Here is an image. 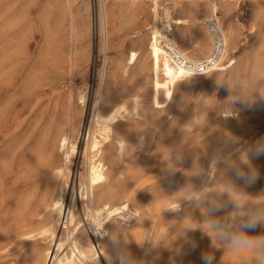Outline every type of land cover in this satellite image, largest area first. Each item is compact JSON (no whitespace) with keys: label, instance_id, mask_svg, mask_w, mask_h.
Here are the masks:
<instances>
[{"label":"rangeland","instance_id":"374dc122","mask_svg":"<svg viewBox=\"0 0 264 264\" xmlns=\"http://www.w3.org/2000/svg\"><path fill=\"white\" fill-rule=\"evenodd\" d=\"M102 1L0 0V173L9 165L12 181H17L20 161L39 151L43 143L58 157L62 152L55 139L64 128L70 130L77 150L72 161L64 158L69 174L65 203L67 208L76 203L81 224L93 235L81 199V180L87 172L85 151L94 108L98 99L109 108L128 100L131 107L130 99L138 98L140 115L128 113L116 125L115 134L126 139L119 165L138 170L140 177L138 174L124 188L118 182L124 175L117 172V166L102 189H111L115 202L130 199L141 212L139 221L129 229L138 227L148 234V264H206L203 256L210 257L212 264H232L241 258L237 264H264L258 258L249 262L233 255L226 242L207 228L209 220H216L235 231L248 216L264 214V156L249 151L264 142V0H215L225 34L232 26L236 31L229 57L214 72L171 82L168 94L160 76L161 63L148 50L153 29L151 0L135 1L140 8L135 15L118 11L123 4H132L130 1H105L111 18L106 37L100 28ZM160 2L172 6L171 16L188 19L186 24L173 25L182 51L187 54L192 49L193 53L201 51V57L207 55L210 45L202 51L203 45L195 49L193 44L202 37L209 43L207 25L199 18H212L211 1ZM132 51L138 56L135 64L128 62ZM228 109L238 116L225 118ZM114 150L108 144L104 147L105 154L117 156ZM217 155L222 159L216 163L215 177L207 181ZM177 162L180 165L174 168ZM107 168L111 169L110 164ZM237 171L255 172L258 178L249 184L237 177ZM46 182L42 175L43 187ZM187 183L197 187L198 198L177 195ZM175 199H181L178 207L156 212V205ZM19 200L13 199L10 207L0 211L2 237ZM64 222L61 219L50 241L54 253L48 264H53L60 242L70 246ZM242 230L264 236V223ZM92 240L99 248L98 238L92 236ZM13 246L7 248L0 242V264H13L21 248L12 250Z\"/></svg>","mask_w":264,"mask_h":264},{"label":"bare ground","instance_id":"6f19581e","mask_svg":"<svg viewBox=\"0 0 264 264\" xmlns=\"http://www.w3.org/2000/svg\"><path fill=\"white\" fill-rule=\"evenodd\" d=\"M105 1L107 0H104V2L102 1L100 28L103 30L105 34L104 36L106 37L110 17L108 13L109 11H107L108 9L105 6ZM126 1H130L132 4H129L128 6H124L125 4H123L122 7H118L119 13L121 15H135L140 8H137L134 2L141 0ZM160 1L161 0H151L150 12L153 20V29L149 35L148 50L150 56L161 63L160 76L166 82L165 90L168 94L171 82H176L178 79H192L199 75L192 74L183 67L176 65L166 48L163 46V40L168 36L166 31L169 28L167 27L186 24L188 19L171 16L172 6H163ZM209 1H211L209 7L211 8L212 17L214 16L215 19H219V6L217 2L215 0ZM211 19L212 18L207 17V15H204L203 18H199L200 22L206 23V25ZM235 34L236 31L233 26L226 30L225 36L228 47L224 60L228 59L232 50L231 43L233 37H236ZM174 40L180 46V43L176 41L175 36ZM201 45H203L205 49H208L210 41L208 43L206 38L202 37L201 40L193 44V47L197 49L201 47ZM189 56L191 59L196 58L194 54ZM137 59V52L132 51L128 57V62L129 64H135ZM128 101L106 108L102 105L101 100L98 99L94 108L92 125L89 131L85 151V156L87 158V172L85 178L81 180V199L84 205L85 214L90 221L93 235L88 234L84 225L81 224L82 220L80 219V214L75 208L76 203L70 205L69 208H67L65 203V184L69 174L66 170L67 163L64 158L72 161L77 150L73 134L72 138L71 135H69L70 132L68 133L70 130L64 128L60 135L57 134L58 137L55 139L57 150L60 152L61 148L62 152L58 157H56V154L58 153L48 152L46 143H43L39 151H36L32 155L31 153L30 155L28 154L30 157L24 156L18 164L19 172L17 181H12L11 166H4V172L0 173V211L8 207L13 199L20 198V202H16L18 204H16L17 207L12 215L9 228L5 231L3 237L0 235L3 238L0 242L4 247H7L12 243L14 244L12 250L21 247L14 256L13 264H48V259H51L54 253L50 241L56 235L58 224L61 222V219H65L64 223L65 228L67 229V240H70L71 242L68 248L63 242L58 244L53 264H105L104 260L107 264H125V261L127 264H148L149 251L145 249L148 234L142 232L138 227L134 228V230L129 229L133 225L135 226L137 221H139L141 212L138 208L132 206L130 199L121 198L118 202H115L111 189H102L103 182L107 180L108 174L115 171L114 167L118 166L116 169L117 172L124 175L123 178L118 177V182L122 183L121 185L127 189L132 185L133 180L136 179L139 174V172H137L138 170L132 172L130 168L124 165H119L122 163V157L126 152V139L118 138L116 136L115 127L121 120H124L128 113L140 115L139 99H130L131 107L128 106ZM148 111L151 113L152 109L149 108ZM235 115L238 116L235 111L228 109L224 111L223 116L229 119ZM129 118L130 116L128 119ZM136 118L138 117L136 116ZM75 127H78V125ZM96 133H99V136ZM113 141L116 142L114 143ZM107 144L115 149L114 151H117V156L112 152L109 154L104 153V147H106ZM30 151L32 152V150ZM5 155L7 156L6 152ZM21 156L19 158H22ZM221 159L222 156L219 155L213 157L209 173L206 176L207 181H210L215 177L217 169L216 163L221 161ZM155 161L157 162V160ZM107 164H110L111 169H105ZM179 165V162L175 163L174 168L179 167ZM1 168L2 166H0V169ZM42 175L47 178L44 187L41 183ZM18 181H21L19 185H17V187L14 186ZM196 188L197 187L188 185L186 188L178 191L177 195L188 199H191L194 196L198 198L199 195L195 192ZM15 190H17V193ZM180 200L181 199L163 201L156 205L155 210L159 214H162L166 210L178 207ZM116 216L118 217L116 218ZM112 219H116L115 222L112 221ZM122 220L123 223H121ZM162 233L163 232H161V234ZM92 236L98 238L99 248L94 244ZM150 249L152 248L150 247ZM185 251L188 252V249ZM22 257H24V261H22ZM176 257L178 256L176 255ZM239 261H243V258L237 260L234 259L232 264H237ZM190 263L188 262V264Z\"/></svg>","mask_w":264,"mask_h":264},{"label":"clouds","instance_id":"9594fccd","mask_svg":"<svg viewBox=\"0 0 264 264\" xmlns=\"http://www.w3.org/2000/svg\"><path fill=\"white\" fill-rule=\"evenodd\" d=\"M249 151L256 157L264 156V142L257 144L255 148L249 149ZM239 179L252 184L256 181L257 174L252 172L246 174L243 171H237L236 173ZM264 223V214L250 215L246 222L241 224L240 228L235 231L229 229L224 223L217 222L216 220H209L207 223L208 230L218 238L226 242V246L233 255L245 257L248 260L258 258L264 261V236H253L247 231L242 229H255L257 225ZM202 259L206 264H212V259L208 256H203ZM125 264L127 262L125 261Z\"/></svg>","mask_w":264,"mask_h":264},{"label":"built area","instance_id":"2783aa9c","mask_svg":"<svg viewBox=\"0 0 264 264\" xmlns=\"http://www.w3.org/2000/svg\"><path fill=\"white\" fill-rule=\"evenodd\" d=\"M214 16L207 23V30L211 40L210 51L200 59H191L182 51L174 40L173 26H168L166 33L168 36L163 40V46L168 51L171 59L176 65L183 67L188 72L195 75H205L216 71L221 67L227 50L226 36L223 27Z\"/></svg>","mask_w":264,"mask_h":264},{"label":"crops","instance_id":"0c3cea01","mask_svg":"<svg viewBox=\"0 0 264 264\" xmlns=\"http://www.w3.org/2000/svg\"><path fill=\"white\" fill-rule=\"evenodd\" d=\"M205 24H206V23H205ZM208 37H209V41H210V47H211V40H210V36H208ZM183 46H187V45L183 44ZM204 50H205V48H204V49H202V51H204ZM192 51H193L192 49H191V50H188V51H187V54H188V53H191V54H194V55L196 56V58H197V57H200V58H202V57H201V51H198V52H195V53H193ZM209 51H210V50H209ZM185 53H186V52H185ZM207 54H208V53H207ZM188 57H190V56L188 55Z\"/></svg>","mask_w":264,"mask_h":264}]
</instances>
